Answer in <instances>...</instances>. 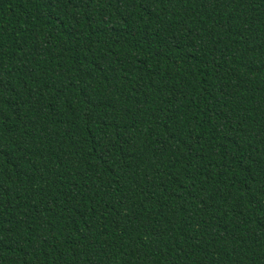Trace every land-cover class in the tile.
Masks as SVG:
<instances>
[{
    "label": "trees",
    "instance_id": "16d2710c",
    "mask_svg": "<svg viewBox=\"0 0 264 264\" xmlns=\"http://www.w3.org/2000/svg\"><path fill=\"white\" fill-rule=\"evenodd\" d=\"M0 264H264V0H0Z\"/></svg>",
    "mask_w": 264,
    "mask_h": 264
}]
</instances>
